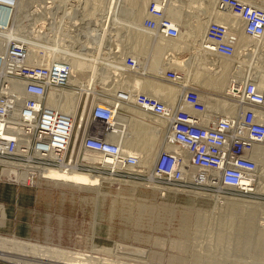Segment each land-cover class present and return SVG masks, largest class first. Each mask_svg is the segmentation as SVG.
Here are the masks:
<instances>
[{
	"label": "built area",
	"instance_id": "built-area-1",
	"mask_svg": "<svg viewBox=\"0 0 264 264\" xmlns=\"http://www.w3.org/2000/svg\"><path fill=\"white\" fill-rule=\"evenodd\" d=\"M79 2L42 0L40 6L26 11L24 33L20 30L19 33L33 42L31 49L37 53L44 54L55 46L63 50H82L86 44L80 43V38L84 42L88 39L91 44L88 50L94 52L96 37L91 31L87 33L90 23L75 22L80 14ZM170 2L150 0L141 22L143 30L153 40L152 54L165 50L157 44L159 39L172 41L180 34V28L167 15ZM16 3L17 0H0V31L12 25ZM217 11L236 16L246 36H264V0H218ZM238 28L236 24L211 21L202 39V49L219 57L233 58ZM29 47V43L11 40L5 52L0 54V167H6L0 170V175L4 178L31 185L36 179L46 180L44 172L53 167L63 172L78 169L80 155L81 162L89 167L100 171L106 169L110 175L120 176L122 172L129 178H140L143 175L140 158L135 154H126L117 136L121 127L118 115H124L126 119L131 113L123 110L124 105H132L166 122V142L183 148L191 167L213 172L214 175L200 182L250 192L253 185L247 186L246 181L253 184L258 169L254 150L264 145V89L258 87L253 76L243 83L233 81L226 93L231 103L238 105L239 114L213 118L207 117L213 113L200 106L198 90L185 86L183 75L171 66L165 69L164 79L181 89L174 107L130 88L128 91L112 88L111 100L96 98L92 93L90 98L86 95L83 111H79L78 105L76 113H86L88 122L83 127L77 155L72 156L68 153L70 149L74 152L71 141L73 118L60 107L64 97L57 95L58 101L55 102L49 99L51 90L68 87L70 63L64 55L58 58L57 53L50 61L44 58L42 63L32 61L28 55ZM250 51L248 48L245 52ZM170 56L168 52L163 57L167 59ZM122 66L120 73L113 74L114 81L121 83L127 78L145 76V65L134 56H126ZM129 95H132V101ZM95 123L100 126L93 127ZM95 157L110 163L106 166L95 161ZM181 164V157L161 150L149 179L169 185L180 184L187 177Z\"/></svg>",
	"mask_w": 264,
	"mask_h": 264
},
{
	"label": "rangeland",
	"instance_id": "rangeland-1",
	"mask_svg": "<svg viewBox=\"0 0 264 264\" xmlns=\"http://www.w3.org/2000/svg\"><path fill=\"white\" fill-rule=\"evenodd\" d=\"M108 1L88 0L83 2L82 0L83 3L80 10L81 12L84 10L86 16L81 22H91V24L94 23L96 26H99L101 18L105 14V7ZM130 1L119 0V7L117 6L118 12L115 16V20H119L115 26L121 29L126 38H128L126 39L122 36L121 32H119L121 34L120 37L118 34L116 37L113 36L114 38H111L112 42L107 37V41L105 39L102 42V48L98 49V52L101 54L99 56L101 59H104L103 56H105V59L111 58L110 51H117V47L115 48L114 44L116 39L120 40L119 38L123 37V41H121L122 39L120 40L121 46L119 48L125 53L123 57L134 56L136 54L138 55H135L139 59L138 62L145 65L143 71L145 76L136 78H140L145 82L152 81L172 86V84L164 79V73L161 76L159 73H152L149 69L148 62H150V57H152L151 47L153 46V40L148 33L138 34L136 37L133 36L135 33H138L136 32L137 30H133L137 24L136 17H134L137 9L135 6V8L132 7L133 4ZM149 2L150 0H148L146 8ZM41 3L42 0H25L23 9L26 7L27 11L33 6H40ZM26 11L22 13L23 18L18 25V36L21 38H27L19 33V30L24 31L23 22ZM144 17H142V20ZM82 40L80 38V43L84 44V40L83 42ZM105 50L106 52L109 51L107 54L109 53L110 55H106L104 53ZM49 52H54L50 53L49 56L50 60H53L52 58L56 56L55 53L57 52ZM119 55H121L120 52L118 55L116 54L117 60L123 58L122 56L119 58ZM187 57H189V53L185 52L181 55L180 60ZM50 60L48 59V61ZM100 63H98L97 68L99 67L102 70L104 62ZM262 63L264 64V61L259 60L257 66L261 65L260 70L264 71ZM254 65L253 67L256 66ZM99 68L98 70L100 71ZM100 79L98 80L99 82ZM106 80L105 84H99L100 86L97 84L89 93H83L84 95H82L80 104H78L79 111H83V106L86 105L87 94L92 96L91 93H94L96 98L111 100L113 96L111 89L115 88L116 85L118 87L120 81L117 83L113 80V77L110 79L107 77ZM73 89L79 92L80 88L75 87ZM196 89L200 90L201 93L204 92L203 94H207L206 96L208 97L224 98L226 102L231 104V101L222 90L197 87ZM137 91L139 90L137 89ZM123 110H128L127 112H130L131 115H127L126 119L123 115V118H120V121L118 120V124L120 123L119 125L121 126L119 131L121 133L127 131L131 136L136 138L139 128L135 123L129 124V116H131V119L140 120L139 115L134 111H137V108L132 105H124ZM137 112L141 111L138 110ZM213 115L219 117L228 114L220 108L216 111L213 110ZM79 116L77 121L80 120L81 116L83 118L81 128V132L83 133L82 130L87 125L88 117L86 113ZM128 118L129 121L127 120ZM126 124H129L128 126L131 128L127 129ZM95 126L100 125H96L95 123L93 127ZM166 129L165 126L160 134L159 132L157 134L154 131H149L147 140L149 137L155 140L158 136V139L155 141L164 146L167 143L166 137L168 135ZM81 132L78 138L75 139L73 137L72 147L74 146V152L72 153L70 149L68 155H77L82 137ZM150 134L153 135L151 136ZM151 138L148 141H154ZM160 149L163 150L162 147ZM79 162L78 169H75L77 170L76 172H87V175L102 180L103 185L99 190L102 194L93 189H79L69 185H57L55 184L57 182L52 179H36L31 185H25L21 181L15 182L0 175V185L27 188L29 192H26L20 198L28 205L26 209L32 212L29 217V212L21 214L15 205L17 201L16 197H12L8 203L13 206L8 209L6 205L8 209V211L7 209L5 210L6 217L0 218V237L17 238L40 245L65 249L78 255H93L95 257L93 258L94 261L97 262L96 264H103L104 259L111 260L110 262H116L121 259L122 262L125 261L128 264H264V192H262L264 190V163H261L262 161H259L262 165L260 163L257 164L260 169L258 173L261 175V178L260 180L255 178L253 182L254 185L256 182L258 184L259 181L260 185L263 183V186L258 184V187H261L262 191L259 188L260 191H253V193L252 191L250 193H243L236 189L223 188L217 185L210 186L208 183L205 184V182L189 178H185L182 183L177 185H169L163 181L157 182L156 180L149 179L153 168L151 165L149 167H144L143 165L145 169H141L143 175H140V178H129L126 173L122 175L121 172L120 176H115L110 175L106 169L100 171L96 167H89V165L81 162V155ZM3 169H6V167L1 166L0 170ZM52 169L56 170V167ZM75 170L73 169V171ZM128 183L130 184L128 185ZM230 199H242L244 208H231ZM7 200H9V197H7ZM0 206H4L2 201H0ZM234 222L236 223L235 225ZM25 223L27 224L25 225ZM116 245H120L116 249L119 252L114 251L111 254L110 251ZM126 245L143 250L147 255V259H144L145 257L141 259L135 258L137 261L134 258L132 259L131 257H134V255L132 252L127 254ZM118 255L124 257H118ZM113 262L111 264H114ZM0 264L11 263L0 261Z\"/></svg>",
	"mask_w": 264,
	"mask_h": 264
},
{
	"label": "bare ground",
	"instance_id": "bare-ground-1",
	"mask_svg": "<svg viewBox=\"0 0 264 264\" xmlns=\"http://www.w3.org/2000/svg\"><path fill=\"white\" fill-rule=\"evenodd\" d=\"M24 1L25 0H17L16 9L13 11L12 25L9 28L5 30L2 29L0 31V54H3L5 52V48L11 40H20L24 43L30 44L31 47H29L28 55L32 61L42 63L43 58L45 59V61H47L48 59L50 60V57H49L51 53L49 52L50 50L56 51L57 55L59 54L58 58H61L64 55V59H67L69 61L70 68H71L69 78H68V87L51 90L49 93V99L55 102V101H58L57 99L58 96L64 97V100H62L60 103V107L62 108L63 111L70 113L73 118V132H72L73 136L71 138V141H73V137H75V139L78 138L81 132V128H82V119H83L82 116L80 120L77 121L78 116L82 114H78L76 113V111L78 108V104H80V101L82 99V95H84L83 93H86V92L89 93V91L94 89L97 84L98 85L105 84L107 81L106 80L107 77L110 79L113 77V74H118L120 73L119 71L123 69L122 61L125 58L123 57L125 53L123 50L121 51L119 49L121 46L120 40L123 38V37L119 38L121 36L119 32H121L122 36H124L125 38L126 36L123 34L121 29L115 26L116 23L119 21V20L118 21L115 20L116 18L115 16L117 15V12H118L117 6L119 5V0H109L107 2V5L105 7V14L102 16L101 23L99 24V26H96L94 23L91 24L90 22V29L87 31V33L91 31V33L93 32L94 36L96 37L95 52L88 50V47L89 46L91 47V44L89 45V42L87 39V41L84 42V44H86V47H84V49L82 50H79V51L65 50V49L63 50L55 46L54 48H49V50L44 52V54L39 52L40 53L39 55L36 51H34V49H31L34 46L32 41L28 40V38H21L18 36L19 35L18 25L19 23H21V20L23 18L22 13L26 11V7L25 9H23ZM79 1L81 2V3L79 2L78 4L79 6L78 9L80 13L79 18H77V20L74 19L77 24H81L82 19L86 16L85 11L83 10V12H81L80 9H81V4L84 1H88V0H83V2L82 0H79ZM240 1L249 2L251 0H240ZM130 2H132L133 4L132 7L135 6L137 9L136 14H134L135 15L134 17H136L137 24L135 25V28L133 29V30H137L136 32H138V33H135V35H133L134 37H136L138 34L142 35L144 33H147L145 30H143L140 22H142L141 21L142 17H144L145 15L146 5L148 3V0H131ZM217 3H218V0H187V1L171 0L170 5L167 8V15L180 28L179 29L180 34L176 40L167 41L164 39H159L157 41V44L162 45L165 50H163L162 52L161 50H158L156 54H153L152 57H150V62H148L149 69L151 70L152 73H155V74L159 73L162 76L165 69L171 66L177 72L183 75L185 86H191L194 88L196 87L204 88V89L214 88L217 90L224 91L225 94L227 93V91H229V87L233 83V81H236V82L241 81V83H243L245 79L250 76H253L255 78L256 83L260 89H264V71L260 70L261 65L257 66L259 60H262V62L264 61V36L261 38H250L246 36L242 28L240 27L241 25L238 22L236 16L228 12L218 13ZM44 7L45 8L47 7L46 2L44 3ZM211 21H216V22L225 23V24L232 23V24H236L239 27L238 30L235 32L236 37H237V47H236L235 56L233 58L219 57V56L207 53L206 51L202 49V46H201L202 39ZM117 35L119 36L118 38L120 39V40L116 39V42L114 43L115 48L117 47L116 48L117 51H113V50L112 52L110 51L111 55L108 53L111 56V58L109 57L105 59V56H103L104 59H101V57L99 56L101 54L98 52V49L102 46V42L107 37L111 39L113 36L116 37ZM121 41H123V39ZM111 42H112V39H111ZM248 48L251 49V51L245 52L247 51ZM124 50L127 51L126 49ZM107 52L106 50L104 51L106 55H108ZM119 52L121 54L119 55V58L120 56H122L123 58L117 60L116 54L118 55ZM168 52H170L171 56L167 57V59H164L163 56L167 54ZM185 52L189 53V57L180 60L181 55H183V53ZM135 55L134 57L138 61L139 59L138 57H136L138 55L136 56ZM99 62H101L100 64L104 62L103 63L104 67H102V70L101 68L98 67L100 71L97 68V65ZM253 65L255 67H253ZM262 65L264 64L262 63ZM99 79H100V82L98 81ZM115 81L117 83L119 82V80L118 81L115 80ZM118 85L119 86L117 87L116 85L115 88L117 87V89H121L120 91H128L127 90L128 88H132L133 91L138 89L141 92H144L150 96H153L169 104L171 107L175 106L176 101L179 99V96L181 95V89L178 87L158 84L152 81L145 82L141 80L140 78L125 79L123 82H121ZM75 87L80 88L79 92L78 91L76 92L73 89ZM198 92L200 95V98H199L200 106L207 109L209 113L211 112L212 114L213 110L216 111L217 109L219 110L221 108L223 112L227 114H236V115L239 114L238 113L239 107L238 105H236L235 102H232L231 104H229L228 102H226L224 98L223 100V99L213 98V96L208 97L206 96L207 94L206 95L203 94L204 92L201 93L200 90H198ZM87 96H89V94H87ZM93 96L95 97L96 95L93 93ZM129 96H130L129 100L132 101L133 99L132 95H129ZM134 111L139 115L138 117L140 118V120H136L134 118L131 119V116H129L130 121H129V118L127 120L130 122L129 124H132V123L137 124L136 126H138L139 129L137 128L138 133H136L137 135L136 138L131 136L127 131L123 133H121L120 131H117V136L122 141L123 148L125 149L126 154H129V155L135 154L140 158V164H139L140 167L143 168V165L144 167L145 166L149 167L150 165L153 166L156 162V159L159 153L161 152L160 148L162 147L163 150L182 158L181 167L185 171V174L187 176L186 178L203 180L210 175H214L213 172L211 171H207L203 169L201 170V169H196V168L191 167L189 163L188 154L180 146L175 145V144L172 145L168 142L165 144L163 143L164 146H161L157 141H155L158 139V136L157 138L155 137L156 138L155 140L149 137L153 139L154 141H148L150 140L149 138L147 140V136H148L147 134L149 133V131L150 132L154 131L157 134L159 132L160 134L161 131L164 130V127L166 126V122L162 119L152 117L150 114H147L142 111L138 113L137 112L138 109L137 111L136 110ZM214 115L210 116V114H208L207 117L209 116L210 118H213L215 117ZM122 116L123 115L121 114L118 115L119 121L121 120L120 118H123ZM262 116L264 117V112L262 113ZM129 124H126L127 129L130 127L128 126ZM81 134L83 133L81 132ZM139 135L140 137H138ZM150 135L152 136L153 134H150ZM254 158L257 164L260 163L259 161H262L261 163H264V145L255 148ZM94 160L106 166H108L107 164L110 163V161L100 158V157H95ZM261 163L260 165H262ZM259 171L260 169L258 166V169L256 172V176H257L256 178L260 180L261 175H259L258 173ZM86 173L76 172V171L62 172L61 170L52 169V170H48L47 172H44V175L46 179L48 180L52 179L56 181L57 183L55 184L57 185H61V186L69 185V186L76 187L79 189H93L97 192H100L99 190L101 189L103 185L102 180H100L99 178L91 177L90 175H87ZM129 184L130 183H128V185ZM258 184L256 182V184L255 185L253 184L254 186H252V184H250L249 181H246L247 186L248 185L252 186L249 189L250 191H252V193L253 191L258 192L261 190V187H258ZM245 190L249 191L247 188ZM262 192H264V190ZM241 200L230 199L229 200L230 207L233 209L234 208L239 209L240 207H243L244 202ZM250 205H247V206H250ZM230 215L232 214L230 213ZM238 221H240V219H238ZM235 224L236 223L234 222V225ZM238 228L240 227L238 226ZM249 229H245V230H249ZM233 231H234V228H233ZM243 233L245 234V232ZM118 247H120V245H116V247L112 249L110 253L113 254V252L116 251ZM125 248L128 251L127 254H129L130 252L133 253L134 257L130 256L132 259L134 258V260L136 261L137 259L135 258L141 259L145 257L144 259H147V255L144 253L143 250L135 248V247H130L129 245L128 246L126 245ZM233 250H236V249H233ZM116 252H119V251H116ZM142 254L144 255L142 256ZM120 255H118V257ZM120 257L123 258L124 256H120ZM93 258H95L93 255L92 256L90 255L87 256V254L78 255L74 252L72 253V251L70 252L65 249L63 250L60 248L40 245L38 243H33L30 241H21L15 238L0 237V261H4L7 263H11V264L13 263L14 264H96L97 262L94 261ZM104 260H103V264H111L113 262V261L110 262L111 260L109 261L107 259H104ZM120 260L121 259L113 263L114 264H128L127 262L125 261L122 262V260L121 261ZM129 264H134V263H129Z\"/></svg>",
	"mask_w": 264,
	"mask_h": 264
},
{
	"label": "crops",
	"instance_id": "crops-1",
	"mask_svg": "<svg viewBox=\"0 0 264 264\" xmlns=\"http://www.w3.org/2000/svg\"><path fill=\"white\" fill-rule=\"evenodd\" d=\"M27 191V188H16L13 186H6V185H0V201H2V203L4 204V206H0V218H5L6 217V205L8 206V209L10 207H12L13 205H10L8 203V201H10V199H12V197H16L17 201L15 202L16 207L18 208V211L22 214V213H27L29 212L28 217L31 215V211H28L26 209V207L28 205H26L25 201L22 200V198H20V196L25 195ZM7 197H9V200H7ZM7 209V211H8ZM27 223H25L26 225ZM25 225H23L24 227H26ZM21 226V225H18ZM16 234H18V232H16ZM17 239V238H15ZM20 240V239H18ZM24 241V240H21Z\"/></svg>",
	"mask_w": 264,
	"mask_h": 264
}]
</instances>
